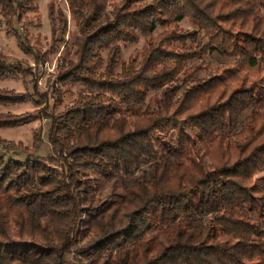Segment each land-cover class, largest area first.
<instances>
[{
    "label": "trees",
    "instance_id": "trees-1",
    "mask_svg": "<svg viewBox=\"0 0 264 264\" xmlns=\"http://www.w3.org/2000/svg\"><path fill=\"white\" fill-rule=\"evenodd\" d=\"M23 1L0 0V9L18 23ZM68 1L81 39L77 62L59 82L83 84L90 92L62 119L50 117L48 138L62 171L29 155L25 161L0 156V264H68L82 223L88 264L114 254L120 264H264V191L254 193L264 171V95L242 87L211 102L215 79L192 92L171 85L184 72L195 82L199 68L187 66L208 53L237 59L239 69L263 66L264 0H132L115 7L104 25L98 24L109 18L108 0ZM50 13L53 34L65 31L62 15L57 24L53 7ZM186 18L198 31L149 41L139 63L116 73L120 43ZM200 31L205 45L197 42ZM189 39L195 45L187 49L169 42ZM103 51L105 74H96ZM15 72L0 64V78ZM157 91H163L158 106L144 107ZM11 99L0 96V102ZM246 111L248 121L238 132L223 131L236 129ZM28 121L0 117V128ZM140 134L162 142L161 156L149 158L147 169L131 149V137ZM90 172L107 183L130 182L120 200L108 202L83 178Z\"/></svg>",
    "mask_w": 264,
    "mask_h": 264
},
{
    "label": "rangeland",
    "instance_id": "rangeland-1",
    "mask_svg": "<svg viewBox=\"0 0 264 264\" xmlns=\"http://www.w3.org/2000/svg\"><path fill=\"white\" fill-rule=\"evenodd\" d=\"M132 0H108L107 13L109 18H103L98 25H104L112 17L111 13L115 7H123ZM136 5H140L139 3ZM20 11V20L14 23L12 15H4L0 9V64L10 65L16 70L14 75L8 78H0V96L12 98L9 103L0 102V117L9 121L21 118L28 119V123L12 128H0V156L6 160L15 159L25 161L27 156L39 159L42 162L62 171L63 162L53 153V147L49 141V132L52 126L50 117L60 120L70 110L78 107L83 98L90 92L83 84L64 85L59 82V75L66 70L71 63L77 62L76 52L81 32L77 17L73 12L68 0H24ZM53 7L56 19L54 23L59 24L58 17L62 15L61 21L67 24L66 30L53 34V22L51 20L50 8ZM264 18V13H260ZM198 31L191 19L186 18L180 23L164 24L149 37L138 36L132 43H120L121 57L116 67V73L121 72L123 66L131 63H139L142 53L149 41H159L167 34L183 37ZM198 33L197 42L201 45L208 43V38L203 32ZM175 38V39H177ZM181 40V39H180ZM171 47L187 49L192 47L193 40L169 41ZM28 50V51H27ZM101 62L96 74H105L108 53L100 52ZM237 59L221 56L217 53H208L201 59L191 60L188 69L194 67L199 70L194 74L195 82L186 80L187 72L175 77L171 83L178 88V92H192L202 83L211 81L212 101L221 98L223 102L239 88L256 87L261 95H264V65L257 68H249L246 64L240 66ZM226 70L232 71L231 75L238 77L234 80ZM161 92L151 93L146 103L147 107L153 109L158 106L162 99ZM107 97H109L107 95ZM208 97V96H205ZM249 111L242 114L239 123L234 130L225 128L223 131L229 135L238 132L248 121ZM186 130L193 134L188 125L184 124ZM131 149L135 156L140 159L142 169H147L150 161L156 160L162 154V142L155 137H147L143 134L133 135L130 139ZM204 156V151H201ZM84 179L90 180L98 196L108 198V202L118 201L123 195V185L129 183H107L98 175L90 172ZM255 192L260 196L264 191V171L257 175ZM81 224L77 235V244L67 254L68 264H88V257L82 255L88 245V237ZM154 235L157 239H163L160 230L155 229ZM98 257V258H97ZM96 264H120L117 254L110 256H97Z\"/></svg>",
    "mask_w": 264,
    "mask_h": 264
}]
</instances>
